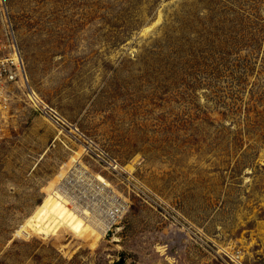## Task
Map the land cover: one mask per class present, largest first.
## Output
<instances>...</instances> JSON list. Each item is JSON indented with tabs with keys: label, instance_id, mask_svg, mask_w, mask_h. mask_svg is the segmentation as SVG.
Segmentation results:
<instances>
[{
	"label": "rangeland",
	"instance_id": "1",
	"mask_svg": "<svg viewBox=\"0 0 264 264\" xmlns=\"http://www.w3.org/2000/svg\"><path fill=\"white\" fill-rule=\"evenodd\" d=\"M0 46V264H264V0H0ZM71 163L123 212L17 233Z\"/></svg>",
	"mask_w": 264,
	"mask_h": 264
},
{
	"label": "bare ground",
	"instance_id": "2",
	"mask_svg": "<svg viewBox=\"0 0 264 264\" xmlns=\"http://www.w3.org/2000/svg\"><path fill=\"white\" fill-rule=\"evenodd\" d=\"M147 28H144V30ZM33 95L36 96V99H40L35 93ZM67 166V170L60 173L58 183H55L52 189L44 196L42 202L36 206L33 212L19 226L17 233L33 231L44 235H54L60 229L67 228L80 237L87 234L101 236V234L104 235L115 220L112 216L115 214L120 215L123 212L124 207L118 203L121 202V197L116 193L114 194V198H116L113 199L111 205H107L108 209H105L107 212H104L102 208L94 207L95 210L97 209L95 212L90 204L87 205V201L82 203L80 198L77 199L74 194L72 195L68 191L65 179L73 167L75 170H80L82 174H85V178L98 191H107L108 188H111V183L101 173H91L84 165L82 166V163L79 165L71 163L67 164ZM69 177L72 176L69 175ZM88 202L94 203L91 199ZM94 204L96 205V203Z\"/></svg>",
	"mask_w": 264,
	"mask_h": 264
},
{
	"label": "built area",
	"instance_id": "3",
	"mask_svg": "<svg viewBox=\"0 0 264 264\" xmlns=\"http://www.w3.org/2000/svg\"><path fill=\"white\" fill-rule=\"evenodd\" d=\"M2 1V0H1ZM4 1V0H3ZM5 48L7 46L3 45ZM2 46H0L1 49ZM15 56H11L8 58L0 59V80L5 77L7 81H13L17 78H22L25 80V70L22 63V59L18 53V51L14 50ZM5 62H10L11 65L5 64ZM115 215H113L114 218Z\"/></svg>",
	"mask_w": 264,
	"mask_h": 264
}]
</instances>
